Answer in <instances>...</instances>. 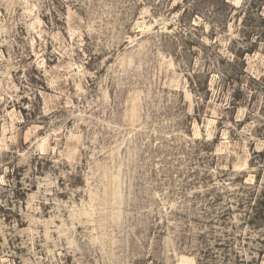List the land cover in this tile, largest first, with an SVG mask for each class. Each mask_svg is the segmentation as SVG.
I'll use <instances>...</instances> for the list:
<instances>
[{
	"label": "rangeland",
	"instance_id": "1",
	"mask_svg": "<svg viewBox=\"0 0 264 264\" xmlns=\"http://www.w3.org/2000/svg\"><path fill=\"white\" fill-rule=\"evenodd\" d=\"M0 264H264V0H0Z\"/></svg>",
	"mask_w": 264,
	"mask_h": 264
}]
</instances>
